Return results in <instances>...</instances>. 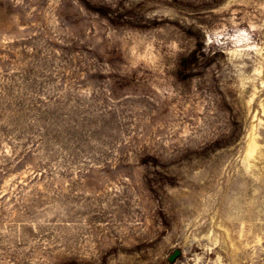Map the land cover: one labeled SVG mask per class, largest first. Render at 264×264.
I'll return each instance as SVG.
<instances>
[{"label": "rangeland", "instance_id": "obj_1", "mask_svg": "<svg viewBox=\"0 0 264 264\" xmlns=\"http://www.w3.org/2000/svg\"><path fill=\"white\" fill-rule=\"evenodd\" d=\"M0 264H264V0H0Z\"/></svg>", "mask_w": 264, "mask_h": 264}, {"label": "trees", "instance_id": "obj_2", "mask_svg": "<svg viewBox=\"0 0 264 264\" xmlns=\"http://www.w3.org/2000/svg\"><path fill=\"white\" fill-rule=\"evenodd\" d=\"M196 62H197V57H196V54L194 53L191 57L186 59L185 66H186V68H189Z\"/></svg>", "mask_w": 264, "mask_h": 264}, {"label": "water", "instance_id": "obj_3", "mask_svg": "<svg viewBox=\"0 0 264 264\" xmlns=\"http://www.w3.org/2000/svg\"><path fill=\"white\" fill-rule=\"evenodd\" d=\"M180 253H181V250L176 249V250L170 255L169 259H170V260H174V258H176V256H177L178 254H180Z\"/></svg>", "mask_w": 264, "mask_h": 264}]
</instances>
